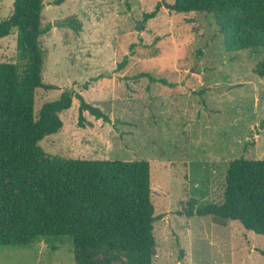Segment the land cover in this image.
<instances>
[{
	"label": "rangeland",
	"instance_id": "1",
	"mask_svg": "<svg viewBox=\"0 0 264 264\" xmlns=\"http://www.w3.org/2000/svg\"><path fill=\"white\" fill-rule=\"evenodd\" d=\"M171 4L44 0L42 25L52 28L40 37L42 78L58 89L35 90L36 115L72 89L110 122L84 112L90 125L79 127L74 97L62 114L63 130L39 146L48 160L150 162L152 203L162 216L154 222L151 264H264V235L238 221L184 214L223 203L231 160L264 159V77L256 73L264 49L227 52L211 13H177ZM12 10L13 0H0V21ZM125 56L126 65L116 70ZM0 62L25 68L16 31L0 40ZM0 264L76 262L71 239L62 236L25 247L0 245Z\"/></svg>",
	"mask_w": 264,
	"mask_h": 264
},
{
	"label": "trees",
	"instance_id": "2",
	"mask_svg": "<svg viewBox=\"0 0 264 264\" xmlns=\"http://www.w3.org/2000/svg\"><path fill=\"white\" fill-rule=\"evenodd\" d=\"M171 1L177 13H211L227 52L264 49V0ZM43 7L44 0H13L12 14L0 21V40L16 31L19 56L26 61L21 72L17 63L0 62V245L25 247L40 237L67 236L76 264H111L120 257L128 264H151L154 222L162 216L155 214L152 203L150 162L48 160L39 146L46 136L63 130L62 114L74 97L79 101V127L90 125L84 112L110 122L100 107L72 89L45 102L36 115L35 90L58 89L42 78L46 52L40 37L52 28L42 25ZM156 14H145V21ZM126 63L127 56L116 70ZM256 73L264 77V59ZM225 179L222 204L184 214L238 221L264 235V159L231 160Z\"/></svg>",
	"mask_w": 264,
	"mask_h": 264
},
{
	"label": "water",
	"instance_id": "3",
	"mask_svg": "<svg viewBox=\"0 0 264 264\" xmlns=\"http://www.w3.org/2000/svg\"><path fill=\"white\" fill-rule=\"evenodd\" d=\"M163 4H166V5H168V3H165V2H164ZM170 6H172V5H170ZM139 25H140V22H139ZM139 25H138V26H139Z\"/></svg>",
	"mask_w": 264,
	"mask_h": 264
}]
</instances>
